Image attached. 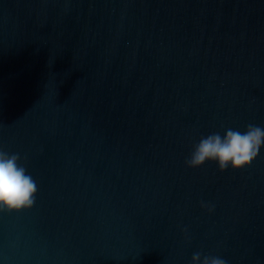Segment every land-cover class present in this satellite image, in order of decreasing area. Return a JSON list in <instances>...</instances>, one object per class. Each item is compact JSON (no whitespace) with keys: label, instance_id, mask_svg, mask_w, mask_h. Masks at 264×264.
I'll return each instance as SVG.
<instances>
[{"label":"water","instance_id":"obj_1","mask_svg":"<svg viewBox=\"0 0 264 264\" xmlns=\"http://www.w3.org/2000/svg\"><path fill=\"white\" fill-rule=\"evenodd\" d=\"M249 124L264 0H0V148L38 185L0 212V264H264V147L185 163Z\"/></svg>","mask_w":264,"mask_h":264},{"label":"clouds","instance_id":"obj_2","mask_svg":"<svg viewBox=\"0 0 264 264\" xmlns=\"http://www.w3.org/2000/svg\"><path fill=\"white\" fill-rule=\"evenodd\" d=\"M262 147L264 127L249 124L244 132L228 128L223 136L212 133L201 137L185 163L190 168H200L207 162H216L222 172L229 167L243 170L252 165ZM37 194V182L21 163L20 154L0 148V212L29 210L36 204ZM201 206L214 211L212 206L203 203ZM184 231L187 233V229ZM192 264H227V261L218 255L196 252Z\"/></svg>","mask_w":264,"mask_h":264}]
</instances>
